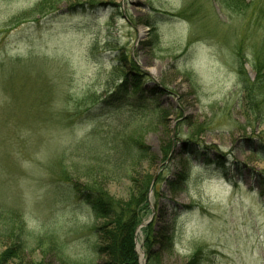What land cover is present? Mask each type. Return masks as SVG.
Segmentation results:
<instances>
[{
  "label": "rangeland",
  "instance_id": "obj_1",
  "mask_svg": "<svg viewBox=\"0 0 264 264\" xmlns=\"http://www.w3.org/2000/svg\"><path fill=\"white\" fill-rule=\"evenodd\" d=\"M46 1L0 0V231L24 224L25 244L8 264H110L94 250L107 221L73 185L125 201L143 177L137 264H264V119L247 116L242 84L256 74L235 58L264 50V0L229 12L218 0ZM134 139L151 163L109 174ZM150 226L175 240L150 242Z\"/></svg>",
  "mask_w": 264,
  "mask_h": 264
},
{
  "label": "trees",
  "instance_id": "obj_2",
  "mask_svg": "<svg viewBox=\"0 0 264 264\" xmlns=\"http://www.w3.org/2000/svg\"><path fill=\"white\" fill-rule=\"evenodd\" d=\"M69 0H50L45 2V6L41 9H47L49 11H56V5L60 2H65ZM93 1V0H91ZM87 0L85 3H82L81 0H77L80 8H84L85 6H89L90 8L96 6L94 2ZM221 3L222 9L225 12L240 10L241 5L244 3L243 0H218ZM253 2H249V7L251 8V4ZM76 5L72 6L74 8ZM249 8V9H250ZM51 12V13H53ZM263 48H264V37L262 39ZM258 54V55H257ZM251 56V55H249ZM235 58L239 63L240 74H246L245 71V62L248 63L253 72L256 74V79L254 82H250L248 78L243 80L244 91L246 92V107L247 116L253 115L257 119H264V50L261 53L253 54L251 59H247L245 54H240L239 52H235ZM115 67V66H114ZM247 75V74H246ZM124 88L123 86H121ZM129 104V103H127ZM114 109H121V106H113ZM112 107V108H113ZM140 139H134L133 143H137ZM130 145H123L119 148H115L114 156L112 157L111 164L113 165V170L109 171V174H113V176H119L120 174H128L131 171L137 168V165L141 162L151 163L150 155L147 152V148L143 146L142 143H137V149L135 152H132L133 149H129ZM118 147V146H117ZM173 149V142L170 141L165 149H163L165 159L169 158V154ZM204 151L200 152L199 155L202 156L203 159L209 160V156L207 151L211 149L210 147H204ZM197 155V156H199ZM168 161V160H167ZM211 162V161H207ZM208 164H213L208 163ZM207 164V165H208ZM192 160L188 157L183 161L182 164V181L184 186H187L190 180V174L193 168ZM85 170L82 172L84 173ZM91 173H84V176L88 178ZM184 175V176H183ZM133 180V178H130ZM152 181L143 177L140 181V185H138V189H136L135 194H133L128 200L125 201H115L107 196L102 191H98V189L89 187V189H80L79 183H74L73 188L74 192L78 196V199L83 201L92 207V210L95 214L96 219L98 220H106L104 228L99 229V237L106 236L107 244L101 246V244H97L94 248L96 257H101L104 253H108L110 256V264H137L136 256L134 254V241H135V230L140 225L142 220V214L146 206V197L148 194V190L150 188ZM92 188V189H91ZM10 227L12 230L7 233H2L0 231V264H8L11 260L18 259L20 250H22L25 246L23 241L24 235V224L17 225L16 222L12 221L10 223ZM150 229V230H149ZM149 229H145V233L150 232V236H152L151 226ZM15 235L14 239L10 238L12 242H14L12 247L3 250L1 244L3 243L4 237H10ZM177 232H172L170 235H161L160 237L154 236L149 240L152 241H160L163 244H171L176 238ZM149 239V236L147 237ZM100 239H102L100 237ZM146 240V242H147ZM60 260L63 263H66L67 257L65 254L60 253ZM156 254H149V261ZM150 263V262H149Z\"/></svg>",
  "mask_w": 264,
  "mask_h": 264
}]
</instances>
